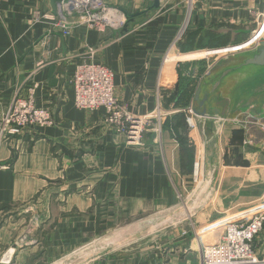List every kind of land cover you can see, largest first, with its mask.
I'll return each mask as SVG.
<instances>
[{
	"label": "crops",
	"instance_id": "obj_1",
	"mask_svg": "<svg viewBox=\"0 0 264 264\" xmlns=\"http://www.w3.org/2000/svg\"><path fill=\"white\" fill-rule=\"evenodd\" d=\"M127 2L116 6L118 13L135 14L124 27L98 31L67 17L70 29L64 35L47 19L59 16L49 0H0V111L15 97L32 96L38 107L50 110L55 122L41 132L26 131L0 143V258L10 250L12 264H55L65 252L106 239V234L119 236L113 245H125L120 241L176 225L174 218L183 225L170 231L173 237L160 248L145 245L137 254H120L116 261L101 264H199L197 240L182 236V231L206 218L174 209L176 188L190 171L185 118L192 96L183 106L170 94L176 85L190 81L195 90L213 68L208 66L215 59L201 58L212 52L195 53L202 48L191 49L185 34L200 30L193 46L206 44L208 29L250 25L247 11L263 10L264 0H193L191 8L186 0H159L158 8L151 10L153 0ZM213 37L218 41L216 34ZM219 40L224 41L222 36ZM85 59L113 72V94L131 114L160 111L156 137L145 131L141 145L127 146L101 121L103 110L74 107L69 80ZM261 110L264 120V103ZM238 115L218 127L220 152L229 149L235 155L251 139L259 163L222 164V175L245 172L240 176L255 179L256 166L264 172V150L255 149V126L247 134L236 125ZM199 129L203 135V127ZM263 197L264 188L248 201L255 204ZM143 221L152 225L142 228ZM102 248L106 250V242ZM254 250L264 258V228Z\"/></svg>",
	"mask_w": 264,
	"mask_h": 264
},
{
	"label": "built area",
	"instance_id": "obj_2",
	"mask_svg": "<svg viewBox=\"0 0 264 264\" xmlns=\"http://www.w3.org/2000/svg\"><path fill=\"white\" fill-rule=\"evenodd\" d=\"M190 1L193 2V0ZM151 9L152 6L149 7V10ZM118 11L120 12L116 7L105 6L103 0H63L58 4L57 14L59 16H50L47 19L50 18L53 26L64 35L69 34L70 29L67 17H74L79 23L98 31H104L108 28L124 27L131 14L118 13ZM247 20L252 26L250 34L239 44L232 46L235 48L234 51L222 53L218 47L203 48L195 53L216 51L213 52L214 55L235 54L255 47L264 29V7L261 11L249 9ZM227 22L235 23L234 20ZM182 34H179L178 39ZM113 77L114 74L109 68L93 59H85L79 63L69 80L73 91L74 107L88 111L103 110L101 121L108 130L123 137L127 146L141 145L145 131L153 132L156 137L160 130L158 123L162 117L160 111L155 110L146 116L131 114L113 94ZM186 111L188 112L186 117L187 138L194 139L192 133L195 130L193 118L195 115L191 111V106H188ZM248 117L254 119L251 114ZM247 118L234 119L235 123H243V126L239 127H242L246 133H249L256 123H263L260 120H254L256 121L254 122ZM227 120L228 118H225L223 121ZM54 124L50 110L38 107L32 96L15 97L0 111V143L9 142L26 131L30 134L41 132ZM248 138H252V135H248ZM201 153L200 160L195 162L200 173L204 171L203 161L206 163L203 146ZM34 220L37 221L36 218ZM209 225V233L213 234V241L203 244L200 242L199 264H260L264 262V258L258 257L254 250V242L264 228V197L252 205L250 215L233 219L231 216L219 217ZM12 255L10 250H6L0 258V264H12Z\"/></svg>",
	"mask_w": 264,
	"mask_h": 264
},
{
	"label": "rangeland",
	"instance_id": "obj_3",
	"mask_svg": "<svg viewBox=\"0 0 264 264\" xmlns=\"http://www.w3.org/2000/svg\"><path fill=\"white\" fill-rule=\"evenodd\" d=\"M124 1L125 0H116L115 3H113L111 1L105 2L103 0L105 6H109V7L117 6L119 8H122L120 7L122 5L128 4L127 0L125 2ZM186 2L190 8L193 2L191 3L190 0H186ZM113 4L114 6H112ZM208 54H206V56H201V58H205V60L210 59L212 61L215 59L213 61L214 64L212 66L213 67L212 69H214L217 66L227 63L237 53L214 55L212 52L211 54L209 55ZM228 95H229L228 87L221 89V91L217 96V101L215 102L219 107H221L223 111L225 110V108L229 103L227 98ZM250 114L254 116V119L248 117ZM234 115H238L239 117H244V118L248 117L249 119H251V121L254 120L263 121L262 124H258V123L255 124V132L257 135L259 134V139L255 136V134L252 138V140L255 142L254 144L258 143L259 146V147L256 146L255 149L259 148L258 150L262 152L264 150V126H263L264 120L261 119L262 110H260V112L253 109L251 110L249 103V104H245L244 106L234 111H230L226 115L227 116L226 118H231ZM193 118L195 123V130H196L193 131L194 139L187 138L186 135L189 144L188 147L189 153L191 152L189 155L190 157L188 163L186 161L187 166L190 167V171L189 173H186L187 178L186 180L184 179L185 182L183 183V185L180 184V186L176 188L174 209L179 214L180 213L183 214L184 212L186 214L188 211L190 212V217L193 218L195 217H204V219L206 218L205 220H202L204 223L193 226L192 229H190L188 225H185L186 228L183 229L185 231L184 232L182 231V236L184 237L186 236L187 238H191V239L195 238L199 245L200 242L203 244V243H211L213 241V234L209 233V227H210L209 224L215 221L217 218L231 216V218L233 219L245 215H250L252 205H254V203L253 204L249 203L248 199L252 198L254 195H257L259 192L263 190L264 172L257 171L258 166H256V171L254 172L256 173L255 179L253 176L250 177V179H247L246 176H240L243 173L245 174V172L231 176H229V174L227 173L222 175V171H223V169L221 168L222 164L223 165L228 164L234 166H247V165L250 166V164L255 165L259 163L257 160L259 152L253 151L252 146H249L252 145L253 143L252 141H250L251 139L249 140L247 139L246 146L248 147L245 146L243 148L238 149L235 155L229 154V150L227 151L225 149H222V154L220 152V166L217 171L210 172L209 166L203 161L204 171L202 172L203 180H201V173L199 172V169L196 172L197 175H195L196 173L194 171L195 170L194 167H195V162L196 161L198 162L200 160V157L202 156L201 153L203 146L202 138L205 135L211 134L210 132L211 130H208V128L205 127V133H204L205 135L204 134L202 135L198 124L199 119L197 120V117L195 116ZM160 122H162V119H160ZM224 123L225 121H223V124ZM236 125L243 126V123H236ZM236 155H238L239 158H237ZM233 172L235 173L237 171H233ZM261 199L262 198H258L255 201V203L259 202ZM248 208H250V210L247 211ZM173 221L177 222L176 225L171 223L170 225H167L165 227L166 229H163L159 233H155L154 235H143V236L134 235L132 237V240H130L129 242H125L126 239L124 241L121 240L120 241L121 243H126V244L125 245L121 244L120 246L111 244L112 241L114 242L115 239H117L119 236H115V235L111 236L110 234H106V239L101 238L99 240H95L93 244H89L88 246L82 245L75 247L74 249L65 252L62 258L54 262L55 264H101L103 263L104 260H106V263H109V260L116 261L119 258L120 254L125 256V255H130L135 251L137 254V250H143L146 248L145 245H148V247L152 248L153 250H156L160 248L162 242L164 243L166 239L173 237V233H175V231L179 229L180 226L183 225L182 222L183 220L179 221L177 218H174ZM141 224H142L141 226L142 228H145L146 226H151L149 222L143 221ZM187 230H191L193 234ZM170 231H172L173 233ZM198 233H200V235H198ZM189 235H193V236H189ZM108 241L110 242L111 245H109ZM105 242H106V250L102 248L105 246L104 245Z\"/></svg>",
	"mask_w": 264,
	"mask_h": 264
},
{
	"label": "water",
	"instance_id": "obj_4",
	"mask_svg": "<svg viewBox=\"0 0 264 264\" xmlns=\"http://www.w3.org/2000/svg\"><path fill=\"white\" fill-rule=\"evenodd\" d=\"M52 11L57 12L58 4L63 0H49ZM159 0H153L152 8H158ZM125 13V12H124ZM135 14H131L132 18ZM252 29L246 26H221L208 29L209 35L220 37L228 35L227 44L218 49L236 46L244 40ZM229 89L228 105L223 111L215 102L221 89ZM256 110L262 109L264 103V29L258 44L246 51L238 52L227 63L211 68L197 83L191 99V111L197 117L199 126L211 130V134L202 138L204 157L210 172L220 166V149L218 145V127L230 111L245 104Z\"/></svg>",
	"mask_w": 264,
	"mask_h": 264
},
{
	"label": "trees",
	"instance_id": "obj_5",
	"mask_svg": "<svg viewBox=\"0 0 264 264\" xmlns=\"http://www.w3.org/2000/svg\"><path fill=\"white\" fill-rule=\"evenodd\" d=\"M200 30H197L195 32H191L188 34H185L186 36V42L188 41L190 43V45H192V48H218L220 46H223L225 44H227L228 40H226L227 36L223 35L222 38L224 39V41L219 40L218 37V41H213L215 37H213V35H209L207 34V36L210 38L209 41L206 44H202L201 41L198 43V46L194 47V40L196 38V36L200 33ZM184 36V37H185ZM194 82L190 81L189 83H187L185 86L179 87L176 85L175 90L169 95L171 98L174 97L175 99L182 101L183 102V106H187L189 99L191 98V96L193 95V90H194ZM192 99V98H191ZM187 131V128H186ZM187 132L185 134V139L187 140V144H188V139L186 138ZM237 158H239L238 155H236ZM244 163V162H243Z\"/></svg>",
	"mask_w": 264,
	"mask_h": 264
},
{
	"label": "bare ground",
	"instance_id": "obj_6",
	"mask_svg": "<svg viewBox=\"0 0 264 264\" xmlns=\"http://www.w3.org/2000/svg\"><path fill=\"white\" fill-rule=\"evenodd\" d=\"M230 50H232V51H234L235 50V48H233V47H228V48H226V49H220L219 51L220 52H222V53H224V52H226V51H230ZM152 225V224H151ZM155 230V229H154ZM118 239V238H117ZM117 239H115V240H117ZM109 242V241H108ZM108 244V243H107ZM111 244H113V241H112V243ZM110 244V242H109V245H111ZM104 245H105V243H104Z\"/></svg>",
	"mask_w": 264,
	"mask_h": 264
}]
</instances>
